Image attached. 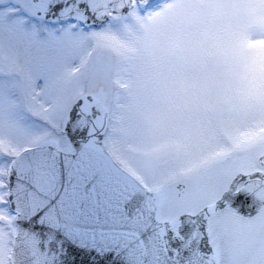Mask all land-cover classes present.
<instances>
[{
	"label": "snow or ice",
	"instance_id": "6c2138e0",
	"mask_svg": "<svg viewBox=\"0 0 264 264\" xmlns=\"http://www.w3.org/2000/svg\"><path fill=\"white\" fill-rule=\"evenodd\" d=\"M0 264H264V0H0Z\"/></svg>",
	"mask_w": 264,
	"mask_h": 264
}]
</instances>
